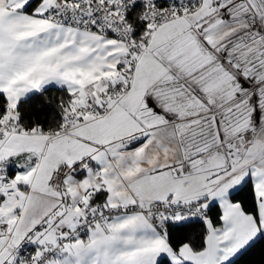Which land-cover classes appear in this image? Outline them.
<instances>
[{"label":"snow or ice","instance_id":"1","mask_svg":"<svg viewBox=\"0 0 264 264\" xmlns=\"http://www.w3.org/2000/svg\"><path fill=\"white\" fill-rule=\"evenodd\" d=\"M0 264H264V0H0Z\"/></svg>","mask_w":264,"mask_h":264},{"label":"trees","instance_id":"2","mask_svg":"<svg viewBox=\"0 0 264 264\" xmlns=\"http://www.w3.org/2000/svg\"><path fill=\"white\" fill-rule=\"evenodd\" d=\"M57 96L58 92L55 87H50L49 90L43 94L36 93L31 95L29 99L31 113L45 122L52 115H56L58 118L55 105L48 103L49 101H54Z\"/></svg>","mask_w":264,"mask_h":264}]
</instances>
